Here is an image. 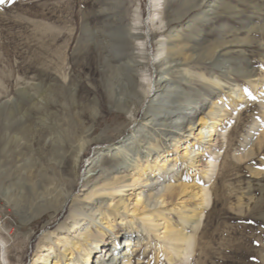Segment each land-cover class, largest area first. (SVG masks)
Masks as SVG:
<instances>
[{"label":"bare ground","instance_id":"bare-ground-1","mask_svg":"<svg viewBox=\"0 0 264 264\" xmlns=\"http://www.w3.org/2000/svg\"><path fill=\"white\" fill-rule=\"evenodd\" d=\"M238 1L248 4L247 0ZM200 2H207L199 12L201 19L209 18L215 12L214 7L222 6L219 5V0H182L179 1L177 10L169 11L164 0H150L149 6L154 7L153 16L149 13L144 21L140 13L134 10L132 21L128 25L115 27L111 39H99L98 57L95 58L98 79L97 83L92 85V97H87L86 102L79 99V90L83 87L80 88L81 85L75 81L69 82L67 88L60 83L59 87H52V84L45 86L39 81L26 84L16 89L9 99L0 101V152H4L9 143L14 147L5 158L6 161L0 159V166L5 162L8 164L7 168L0 169V193L8 201H13L17 211L22 213L20 221L24 225L30 224L37 216L42 217L45 211L58 213L68 207L66 217L70 221L71 233L66 232L63 223L58 225L59 232L56 233L54 242L56 246L61 247L53 256L56 257L53 264H61L60 261L64 257L74 259L70 253L72 250L79 252L81 259H74L72 262L65 260V264H132L133 253L143 245L148 247L152 235L157 238V249L164 255L167 264L188 260L194 252L197 245L196 233L202 223L205 207L211 202V193L206 185L199 189L200 198L196 207L186 211L181 205H171L167 209L168 212L176 213L177 221L172 217L165 218L163 209L157 203L160 199V204L171 202L174 196L179 194L180 188L186 186L161 189V185H153L147 194L138 195L133 205L135 212L139 211V205L145 209L146 203L153 200V211L142 221L138 222L136 217L132 216L129 220L131 223L125 221L124 229L114 230L115 232L107 225L111 231L109 233L101 231L99 226L105 225L107 214H117L120 209L127 210L129 197L119 196L127 190L126 187L140 183L142 179L146 184L151 179L150 175L157 177L159 172L161 174L163 170H168V161L178 160L179 156L172 152L176 146H180L184 133L185 154L190 145L202 142L197 151L193 152L196 155L189 161V165L200 161L197 159L200 153L201 156L207 154L212 157H209L208 168L205 171L202 169L200 174L207 176V172L211 175L216 170L217 158L222 152V143L217 136L226 131L222 126L225 120L223 117L230 113L225 112L222 105L216 110L217 115L213 116L215 102L210 100L209 91L216 83L225 85V79L231 74L237 73L246 78L252 76L244 65L233 68L231 60L235 55L230 53L232 49L224 50L220 47L224 43H244L250 40H225L223 34L217 39L223 42L217 44L205 37H194L193 41L200 47L189 46L191 57L209 61V67L217 68L212 72L213 77L203 78L205 89L197 92L186 91L181 84H172L169 80L170 75L176 73L182 76L183 83L191 85L193 82V87L197 84L192 77L186 76L187 70L178 66L177 71L173 69L176 61L186 57H182L181 50L169 46L171 36H168L170 41H158L159 48L154 55L147 54V43L152 42V35L159 29V25H162V28L167 25L169 27L173 21L181 19L198 7ZM225 4V10H239L238 5L233 2ZM155 20L159 22L157 26ZM251 29L264 32L263 25ZM244 60L248 59L244 57ZM155 62L159 64L158 69L155 68ZM149 65L155 69L153 79L152 73L147 76ZM221 70L222 77L218 80ZM230 81L233 84L235 80L231 78ZM248 81L250 86L262 95L260 92H264V82L250 79ZM57 83L54 82V86ZM231 94L232 90H229L228 96ZM26 99L29 105L24 108L22 104ZM46 100L49 101V106ZM246 100L244 93L237 95V104ZM102 102L110 109L120 111L115 117L123 118L125 113L129 119L136 118L139 108H143L145 103L142 122L135 124L126 138L120 137L122 130L118 128L117 141L111 143L107 149H98L93 164L88 166L83 177H80V164L89 146L112 139L108 137L106 130L96 134L98 120L105 116ZM51 106L55 109L51 110ZM196 110L204 112L205 116L200 114L197 124H194L192 114ZM32 111L36 112V117L32 125L28 126L25 121ZM207 120H211V125L207 124ZM206 128L207 134L202 138V130ZM258 128L261 130L262 121L254 122L248 137H252ZM258 138L260 137L254 139ZM247 141L248 143H244L246 155L251 154L247 145L254 142L251 138ZM239 156L238 153L235 154L237 159ZM102 166L112 168V173H98V168ZM80 178L83 179L82 184L89 188L86 198L95 202L85 204L87 213H84L72 193ZM3 181H8L6 186ZM16 188L20 191H16ZM139 189L134 192L140 194ZM105 194L110 197V201L107 207L101 210L99 206L106 205V200H101ZM48 238L49 233H43L41 241L45 242ZM0 245L3 247L2 264H9L5 254V241L1 235ZM98 248H101V256L96 253ZM54 250L55 246L52 245L37 249L31 264H51Z\"/></svg>","mask_w":264,"mask_h":264},{"label":"rangeland","instance_id":"rangeland-1","mask_svg":"<svg viewBox=\"0 0 264 264\" xmlns=\"http://www.w3.org/2000/svg\"><path fill=\"white\" fill-rule=\"evenodd\" d=\"M179 1L182 0H164V4L167 10L175 11L179 7ZM247 1L248 4L238 0H219V5L222 6L214 7V14L204 19L200 18L199 12L207 2H200L198 7L181 19L173 21L169 27L167 25L162 28V25H159V29L152 35V42L147 43V54L151 56L159 48L158 41H167L168 36H171L169 46L181 50L182 57H186L176 61L173 69L177 71L178 66L187 70L186 76L192 77L197 84L193 87L191 86L193 82L191 85L183 83L182 76L176 73L170 75L169 80L172 84H181L186 91L197 92L205 89L203 78L213 77L212 72L217 68L209 67V61L195 60L191 57L189 46H197L193 41L194 37H205L217 44L222 41L217 39L223 34L225 40L236 38L250 40L244 43H224L220 47L224 50L232 49L230 53L235 55L231 60L233 68L237 69L239 65H244L252 76L246 78L237 73L231 74L225 79V85L220 86L216 83L209 91L210 100L215 102L213 116L217 115L216 110L222 105L223 110L230 113L223 117L225 120L222 126L226 131L221 135L217 136V133L215 135L222 143L216 170L211 175L208 172L207 176L200 174L202 169L205 171L208 168L209 157H212L207 154L201 156L200 153L197 156L200 161H195L196 165L194 163L189 165V161L196 155L193 152L197 151L202 142L190 145L185 154L184 133L180 139V146H176L172 152L179 156L178 160L168 161V170H163L161 174L159 172L157 177L150 175L151 179L146 184L142 179L140 183L126 187L127 190L119 196L129 197L127 210L120 209L117 214H107L106 227L99 226L101 231L111 232L107 225L111 226L113 231L122 230L125 225L123 223L130 222L132 216H135L138 222L147 217L153 211V200L146 203L145 209L139 205V211L134 212L133 205L138 195L144 196L153 185L158 187L161 185V189L186 186L180 188L179 194L174 196L171 202L160 204V199L157 203L163 209L165 218L172 217L177 221L176 213L168 212L167 209L171 205H181L186 211L196 207L200 198L199 189L206 185L211 193V202L205 207L202 223L196 233V248L188 260L178 264H264V92H260L262 95H259L248 83V79L264 82V32L251 29L254 26H264V0ZM226 2L238 5L239 10L236 12L223 9ZM149 4L150 0H0V101L9 99L16 89L26 84L39 81L45 86L52 84V87H59L62 84L67 88L69 82L75 81L81 85L80 88L83 87L79 90V99L86 102L87 97H92L94 92L92 85L93 83L95 85L98 79L95 59L98 57L97 43L103 37V40L111 39L115 27L128 25L132 21L134 10L140 13L144 21L149 13L153 16L154 7H150ZM154 22L156 26L159 24L158 20ZM149 26L151 27L150 24ZM244 57L248 60H244ZM155 64V68L158 69L159 64L156 62ZM148 69L147 76L152 73L153 79L155 69H152L151 65ZM219 73L218 80L222 77V70ZM231 78L235 80L233 84L236 85L230 83ZM54 82L58 83L54 86ZM229 90H232L230 96ZM241 92L246 95L247 100L237 104V95ZM46 102L49 106V101ZM102 104L106 117L99 118L96 134L106 130L108 137L112 139L89 146L80 164L78 171L80 177H83L88 166L93 164L98 149H107L111 143L117 141L118 128L122 130L120 137L126 138L131 134L134 125L142 122L145 103L143 108H139L134 119L127 118L125 113L123 118L115 117L120 111L110 109L103 102ZM28 105L29 101L24 100L22 106L25 108ZM53 109L55 108L51 106V110ZM203 111L205 112V109ZM204 112L194 111L192 114L194 124H197L200 114L205 116ZM35 117L36 112L32 111L25 123L31 126ZM256 121H262V128L261 130L258 128L252 137H248ZM207 124L211 125V120H207ZM206 134L207 128L202 130V138H205ZM256 137L260 138L255 140ZM250 138L254 142L247 145L251 154L246 155L244 143H248L247 139ZM13 148V144L9 143L6 150L0 152V159L6 161L5 158L10 155ZM236 153L241 157L237 159ZM3 167L7 168L8 164L2 163L0 169H4ZM112 171L109 166L98 168V173ZM82 180L80 178L76 183L72 193L75 199L77 198L78 205L87 213L85 204L95 202L86 198L89 188L82 184ZM7 183L8 181H3L4 186ZM138 188L140 194L134 192ZM15 190L20 191L17 188ZM101 200H106V205L99 206L103 210L109 204L110 197L105 194ZM11 204L13 205V201H8L0 193V235L5 241V254L8 256L9 264H31L36 250L41 247L47 248L49 245L55 246V252L50 259L52 261L50 263L53 264L56 260L53 256L61 247L56 246L54 242L56 233L59 232L58 225L63 223L66 232L71 233L70 221L66 217L68 207L58 213L45 211L42 217L37 216L30 224L24 225L20 221L22 213ZM163 220L164 218L161 222ZM43 233H49V238L45 242L41 241ZM157 246L158 240L152 235L148 247L143 245L133 253L131 263L167 264ZM100 249H96L99 256L102 255ZM70 253L74 259H81L79 252L72 250ZM2 254L3 247L0 245V264ZM74 259L64 257L60 263L65 264V260L72 262Z\"/></svg>","mask_w":264,"mask_h":264}]
</instances>
